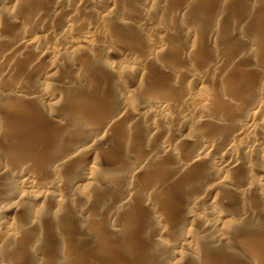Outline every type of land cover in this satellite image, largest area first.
I'll list each match as a JSON object with an SVG mask.
<instances>
[{"label": "rangeland", "instance_id": "obj_1", "mask_svg": "<svg viewBox=\"0 0 264 264\" xmlns=\"http://www.w3.org/2000/svg\"><path fill=\"white\" fill-rule=\"evenodd\" d=\"M0 86V264H264V0H0Z\"/></svg>", "mask_w": 264, "mask_h": 264}, {"label": "bare ground", "instance_id": "obj_2", "mask_svg": "<svg viewBox=\"0 0 264 264\" xmlns=\"http://www.w3.org/2000/svg\"><path fill=\"white\" fill-rule=\"evenodd\" d=\"M9 1H10V0H9ZM22 2H23V1H22ZM38 2H39V1H38ZM2 3H3V2H2ZM57 3H58V2H57ZM115 3H116V2H115ZM3 4H4V3H3ZM107 4H108V3H107ZM21 5H22V4H21ZM26 5H27V4H26ZM54 5H55V4H54ZM62 5H63V4H62ZM114 5H115V4H114ZM22 6H23V5H22ZM64 6H65V5H64ZM87 7H88V6H87ZM95 7H96V6H95ZM4 8H5V7H4ZM22 10H23V9H22ZM80 10H81V9H80ZM18 11H19V10H18ZM20 11H21V10H20ZM114 11H115V10H114ZM56 12H57V11H56ZM56 12H55V13H56ZM94 12H95V11H94ZM84 17H85V16H84ZM54 19H55V18H54ZM57 23H58V22H57ZM28 26H29V25H28ZM41 28H42V27H41ZM63 32H64V31H63ZM245 34H246V33H245ZM57 35H58V34H57ZM60 37H61V35H60ZM85 37H86V36H83V38H81V39L84 40ZM69 39H70V38H69ZM26 40H27V39H26ZM61 41H65V40H61ZM67 41H68V40H67ZM90 41H91V40H90ZM26 42H27V41H26ZM26 42H25V45H26V44H29L28 42H27V43H26ZM56 42H57V41H56ZM72 42H74V41H71V40H70L68 43H72ZM79 43H80V42H79ZM30 44H31V43H30ZM53 44H55V42H54ZM53 44H52V45H53ZM64 44H66V43L64 42ZM86 44H87V43H86ZM49 45H50V44H49ZM49 45H48V47H49L50 49H52ZM58 45H59V46H63V45H60V44H58ZM83 45H84V44H83ZM27 46H28V45H27ZM30 46H31V45H30ZM37 46H38V45H37ZM31 47H32V46H31ZM54 47H55V45L53 46V48H54ZM65 47H66V46H65ZM72 47H74V46H72ZM26 48H27V47H26ZM29 48H30V47H29ZM60 48H61V47H60ZM77 48H78V47H77ZM34 49H35V48H34ZM50 49H46V50H47L46 52H48L47 54H50L49 51H48V50H50ZM57 49H59V48H56V50H57ZM63 49H64V48H63ZM26 50H27V49H26ZM53 50H54V49H52V51H53ZM56 50H55V51H56ZM18 51H19V50H18ZM52 51H51V52H52ZM53 53H54V52H53ZM58 53H60V52H58ZM27 54H28V53H27ZM55 54H56V52H55ZM6 55H7V54H6ZM39 55H40V54H39ZM41 55H42V54H41ZM41 55H40V56H41ZM43 55H44V56H47V55H45V54H43ZM54 59H55V58H54ZM7 62H8V61H7ZM10 67H11V66H10ZM8 68H9V67H8ZM161 68H162V67H161ZM4 69H5V68H4ZM8 70H9V69H8ZM59 71H60V70H59ZM126 78H127V77H126ZM5 79H7V78H5ZM127 79H128V78H127ZM66 81H67V80H66ZM45 82H46V81H45ZM42 83H43V82H42ZM206 85H207V84H206ZM2 86H3V85H2ZM4 86H5V85H4ZM0 87H1V86H0ZM6 87H7V86H6ZM1 88H4V87H1ZM19 89H21V88H19ZM251 89H252V88H251ZM3 90L5 91V89H3ZM4 91H3V92H4ZM7 91H8V90H7ZM66 91H67V90H66ZM39 92H40V91H39ZM50 92H51V91H50ZM27 93H28V91H27ZM29 94H31V93H29ZM43 94H44V93H43ZM51 94H52V93H51ZM0 95H1V90H0ZM22 95H24V94H22ZM26 95H27V94H26ZM40 95H41V94H40ZM67 95H68V94H67ZM12 96H13V95H12ZM30 96H31V95H30ZM52 96H53V95H52ZM27 97H29V96H27ZM27 97H25V98L27 99ZM35 97H37V96H35ZM246 97H247V96H246ZM5 98H6V97H5ZM25 98H24V99H25ZM32 98H33V97H32ZM32 98H31V99H32ZM65 98H66V97H65ZM186 98H187V97H186ZM198 98H200V97L198 96ZM36 99H37V98H36ZM190 99H191V98H190ZM28 100H29V99H28ZM32 100H33V99H32ZM25 101H26V100H25ZM34 101H35V100H34ZM38 101H39V100H38ZM200 101H201V99H200ZM21 102H22V101H21ZM156 102H158V101H156ZM23 103H24V102H23ZM149 103H150V102H149ZM192 103H193V102H192ZM39 104H40V103H39ZM151 104H152V103H151ZM153 104H155V103H153ZM243 104H244V103H243ZM33 105H34V104H33ZM33 105H32V106H33ZM159 105H161V104H159ZM35 106H36V104H35ZM37 106H38V104H37ZM147 106H148V105H147ZM191 106H192V105H191ZM199 106H200V105H199ZM141 107H142V106H141ZM152 107H153V106H152ZM152 107H151V108H152ZM155 107H156V104H155ZM246 107H247V106H246ZM36 108H37V107H36ZM149 108H150V107H148V109H149ZM161 108H164V106H163V107L161 106ZM196 108H197V107H196ZM198 108H199V107H198ZM200 108H201V107H200ZM9 109H10V108H9ZM18 109H19V108H18ZM141 109H142V108H141ZM141 109H140V110H141ZM143 109H145V108H143ZM150 110H152V109H150ZM150 110H148V111H150ZM163 110H164V109H163ZM161 111H162V110H161ZM164 111H165V110H164ZM169 111H170V110H169ZM15 112H16V111H15ZM167 112H168V110H167L166 112H163V111H162V113H167ZM22 113H23V112H22ZM33 113H34V112H33ZM63 113H64V112H63ZM148 113H150V112H148ZM152 113H153V112H152ZM157 113H158V111H157ZM159 113H161V112L159 111ZM162 113L160 114V116L162 115ZM169 113H170V112H169ZM6 114H7V113H6ZM12 114L16 115L15 113H12ZM20 114H21V113H20ZM155 114H156V112H155ZM249 114H250V113H249ZM257 114H258V113H257ZM7 115H9V113H8ZM21 115H22V114H21ZM54 115H55V114H54ZM141 115H142V114H141ZM153 115H154V114H153ZM163 115H164V114H163ZM174 115H175V114H174ZM11 116H12V115H11ZM34 116H35V115H34ZM38 116H39V115H37L36 119L38 118ZM252 116H253V115H252ZM15 117H16V116H15ZM19 117H20V116H19ZM41 117H42V116H41ZM41 117L39 116V118H41ZM166 117H167V116H166ZM194 117H195V116H194ZM245 117H246V116H245ZM253 117H254V116H253ZM253 117H252V119H254ZM9 118H10V117H9ZM39 118H38V119H39ZM144 118H145V117H144ZM171 118H172V117H171ZM11 119H12V118H11ZM13 119H14V118H13ZM17 119H18V117H17ZM21 119H22V118H21ZM28 119H29V118H28ZM28 119H27V120H28ZM36 119H35V120H36ZM200 119H201V118H200ZM249 119H250V118H249ZM257 120H258V119H257ZM257 120H256V121H257ZM262 120H263V119H262ZM10 121H11V120H10ZM22 121H23V120H22ZM37 121H38V123L41 122V121L39 122V120H37ZM79 121H80V120H79ZM163 121H164V120L161 119V122H160V121H159V122L162 123ZM200 121H202V120H200ZM203 121L206 122V121L204 120V118H203ZM203 121H202V122H203ZM259 121H260V123L262 122L261 125L258 124V125H260V133H261V135L263 134L262 139L259 138V140L256 141V138H255V139H252L251 142L254 143L253 145H255V144H256V145H259V146L261 145V147L263 148V146H264V121H261V120H259ZM17 122H18V120H17ZM25 122H26V121H25ZM35 122H36V121H35ZM159 122L157 123L158 125L160 124ZM164 122H165V121H164ZM164 122H163V124H164ZM204 122H203V123H204ZM234 122H235V121H234ZM251 122H252V120H251ZM253 122H255V121H253ZM257 122H258V121H257ZM257 122H256V123H257ZM18 123H20V122H18ZM38 123H37V124H38ZM43 123H45V122H43ZM15 124H16V123H15ZM23 124H24V122H23ZM23 124L20 123L19 125H15V126H14V125H13V126H10V124H9V126H5V128L3 129V133H0V152H1V151H4V150L6 149V147H7V145H8V144H6V143L9 142L10 140L13 142L12 144H15V146H16V148H15L14 151L17 150L18 153H19L18 150H21V149H25V150H23L22 152H24V151H29V149H30V148L32 147V145L34 144V141H35L34 139H36V138H34V137H36L37 135H36V132H35V134L31 133V134H33L32 136L29 135V137H32V138H31L32 140L29 138V139L31 140V142H30V140L26 139V138H25L26 134L24 135V134H23V131H22V130L24 129V128H23L24 126H22ZM40 124H41V123H40ZM245 124H246V123H245ZM245 124H244V128H246V126H247V125L245 126ZM25 125H26V124H25ZM38 125H39V124H38ZM44 125H47V124H44ZM258 125H257V126H258ZM39 126H40V125H39ZM48 126H49V125H48ZM159 126H160V125H159ZM159 126H158V127H159ZM161 126H162V125H161ZM161 126H160V127H161ZM163 126L165 127V125H163ZM183 126H184V125H183ZM242 126H243V125H242ZM242 126L240 125L241 128H243ZM31 127H32V126H30V128H31ZM43 127H44V126H43ZM43 127H42V128H43ZM160 127H159V128H160ZM209 127H210V126H209ZM247 127H248V126H247ZM28 128H29V126H28ZM35 128H36V127H35ZM42 128H41V129H42ZM169 128H170V127H169ZM244 128H243V129H244ZM50 129H51V128H50ZM171 129L173 130V128H171ZM178 129H179V128L177 127L176 130H178ZM236 129H237V128H236ZM29 130H30V131H33V130H35V129H34V127H33V130H32V128L29 129ZM29 130H27V131H29ZM43 130H44V129H43ZM45 130H46V129H45ZM47 130H48V129H47ZM163 130H164V128H163ZM176 130H175V131H176ZM237 130H240V129H237ZM151 131H152V130H151ZM161 131H162V129H161ZM170 131H171V130H170ZM235 131H236V130H235ZM244 131H245V129H244ZM244 131H243V132H244ZM249 131H250V133H253V132H251L250 128H249ZM24 132H26V131H24ZM48 132H49V131H48ZM48 132H47V134H48ZM154 132H155V131H154ZM154 132L152 133V135L154 134ZM177 132H178V131H177ZM177 132H176V133H177ZM243 132H242V133H243ZM27 133H28V132H27ZM42 133H43V132L41 131V134H42ZM49 133H50V132H49ZM160 133H161V132H160ZM162 133H163V132H162ZM162 133H161V134H162ZM165 133H166V132H165ZM250 133H249V134L247 133V134L249 135V138H248V139H250V137H252V138L257 137V136H254V137H253V136H252L253 134L251 135ZM50 134H52V133H50ZM156 134H157V133H156ZM156 134H155V135H156ZM158 134H159V133H158ZM174 134H175V132L173 133V135H174ZM233 134L235 135V132H233ZM238 134H240L239 131H238ZM34 135H35V136H34ZM42 135H43V134H42ZM42 135H41V136H42ZM45 135H46V134H45ZM45 135H44V136H45ZM155 135H153L154 138H155ZM234 135H232V133H231V136H232V137H234ZM236 135H237V132H236ZM250 135H251V136H250ZM33 136H34V137H33ZM46 136H47V135H46ZM48 136H49V135H48ZM176 136H177V135L175 134V137H176ZM241 136H242V135H241ZM243 136H245V135L243 134ZM258 136H259V135H258ZM27 137H28V136H27ZM162 137H163V136H162ZM183 137H184V136H183ZM236 137H237V136H236ZM236 137H234V138L237 140ZM245 137H246V136H245ZM24 138H25V140L28 141V143H26L27 141H25ZM47 138H48V137H47ZM50 138H51V137H50ZM156 138H157V137H156ZM224 138H225V137H224ZM243 138H244V137H243ZM171 139H172V137H171ZM173 139H174V138H173ZM44 140H45V139H44ZM48 140H49V139H48ZM52 140H53V138H52ZM158 140H159V139H158ZM236 140H234V141L236 142ZM238 140H240V139H238ZM238 140H237V141H238ZM254 140H255L256 143L254 142ZM53 141H54V140H53ZM225 141H226V143H227V142H228V139L225 140ZM229 141H230V140H229ZM242 141H243V140H242ZM245 141H246V140H245ZM29 142H30V143H29ZM36 142H37V141H36ZM49 142H50V140H49ZM235 142H233V141L231 142V141H230V144H231V143H235ZM238 142H239V141H238ZM243 142H244V141H243ZM247 142H248V141H247ZM249 143H250V142H249ZM12 144H11V145H12ZM49 144H50V143H49ZM166 144H167V143H166ZM168 144H169V143H168ZM205 144H206V143H205ZM239 144L241 145V143H239ZM242 144H243V143H242ZM40 145H41V144H40ZM157 145H158V144H157ZM164 145H165V144H164ZM194 145H195V144H194ZM194 145H193V146H194ZM232 145H234V144H231L230 146H232ZM246 145H247V143H246ZM246 145H245V146H246ZM253 145H250V146L253 147ZM9 146H10V145H8V148H9ZM42 146H43V144H42ZM46 146H47V144H46ZM52 146H54V145H52ZM195 146H196V145H195ZM200 146L202 147V145H200ZM204 146H205V145H204ZM230 146H229V148H228V145H227V146H224V147L228 148L227 150H230ZM234 146H235V145H234ZM238 146H239V145H238ZM40 147H41V146H40ZM147 147H148V146H147ZM147 147H146V148H147ZM206 147H207V146H205V148H206ZM232 147H233V146H232ZM235 147H236V146H235ZM239 147H240V146H239ZM239 147H238V148H239ZM242 147H243V145H242ZM54 148H55V146H54ZM153 148H154V147H153ZM156 148L159 149V147H156ZM203 148H204V147H203ZM205 148H204V149H205ZM216 148H217V147H216ZM236 148H237V147H236ZM254 148H255V147H254ZM254 148H252V150H253ZM11 149H12V148H11ZM52 149H53V148H52ZM151 149H152V146H151ZM204 149H203V150H204ZM218 149H219V148H218ZM231 149L233 150V148H231ZM243 149H244V148H243ZM247 149H248V148H247ZM12 150H13V149H12ZM39 150H40V149H39ZM42 150H43V149H42ZM147 150H148V148H147ZM227 150H223V152L225 151V153H226ZM235 150H236V149H235ZM245 150H246V148H245ZM254 150H255V149H254ZM259 150H260V149H259ZM261 150H262V149H261ZM206 151H207V150H206ZM214 151H215V153L217 152V150H214ZM237 151H238V150H237ZM239 151H241V150H239ZM239 151H238V152H239ZM256 151H258V149H257ZM46 152H47V151H46ZM46 152H45V153H46ZM170 152H171V151H170ZM173 152H174V151H173ZM232 152H234V154H235V151H234V150H233ZM241 152H242V151H241ZM241 152H240V154H241ZM249 152H250V151H249ZM251 152H252V151H251ZM251 152H250V153H251ZM254 152H255V151H254ZM263 152H264V151H263ZM167 153H168V152H167ZM185 153H186V152H185ZM212 153L215 154V153L212 151V152L210 153V155H211ZM228 153H229V155H230L231 152L228 151ZM243 153H244V151L242 152V154H243ZM252 153H253V152H252ZM2 154H3V153H2ZM4 154H7V153L4 152ZM4 154H3V155H4ZM25 154H26V153H25ZM48 154H49V152L47 153V155H48ZM216 154H217V153H216ZM218 154H219V151H218ZM218 154H217V155H218ZM221 154H222V153L220 152V156H221ZM234 154L231 155V156H235ZM240 154H239V155H240ZM248 154H249V153H248ZM0 155H1V154H0ZM27 155H28V154H27ZM188 155H189V154H188ZM217 155H213V156L216 157ZM222 155H223V154H222ZM229 155H227V156L229 157ZM251 155H252V154H251ZM28 156H29V155H28ZM30 156H31V154H30ZM43 156H44V155H43ZM218 156H219V155H218ZM227 156H226V157H227ZM237 156H238V155H237ZM241 156H242V155H241ZM245 156H246V155H244V157H245ZM261 156H262V155H261ZM210 157H212V156H210ZM247 157H248V155H247ZM252 157H253V156H251V158H252ZM259 157H260V156H259ZM6 158H7V157H6ZM22 158H23V157H22ZM175 158H176V157H175ZM208 158H209V157H208ZM212 158H214V157H212ZM216 158H217V164L220 165V166H217V167H221V168H223V169H224V168H225V169H226V168L229 169V168H230L229 166H231L232 164H233V165L235 164V160H236V163L239 162V161H237V160H239V159H235V157H233L235 160H234L233 158L230 159V160L227 158L228 160H226V159H224V155H223V159H222V158H219V157H216ZM216 158H215V159H216ZM251 158H250V159H251ZM0 159H1V158H0ZM9 159H10V158H9ZM26 159H27V158H26ZM54 159H55V158H54ZM190 159H193V158H191V156H190ZM242 159H243V157H242ZM23 160H25V159H23ZM28 160H29V159H28ZM43 160H44V159H43ZM75 160H77V159H75ZM188 160H189V159H188ZM31 161H32V160H31ZM41 161H42V159H41ZM41 161H40V162H41ZM48 161H49V160H48ZM191 161H192V160H191ZM213 161H214V159H213ZM241 161H242V160H241ZM241 161H240V162H241ZM244 161H245V159H244ZM18 162H19V161H18ZM25 162H27V161L25 160ZM178 162H179V161H178ZM196 162H197V161H196ZM199 162H200V160H199ZM206 162H207V161H206ZM206 162H205V163H206ZM211 162H212V161H211ZM256 162H257V161H256ZM190 163H191V162H190ZM201 163H202V162H201ZM205 163H204V164H205ZM244 163H245V162H244ZM0 164H2V163H0ZM12 164H13V163H12ZM22 164H23V163H22ZM213 164H214V163H213ZM239 164H240V163H239ZM239 164H238V165H239ZM10 165H11V164H10ZM14 165H15V164H14ZM40 165H41V164H40ZM215 165H216V164H215ZM251 165H252V164H251ZM12 166H13V165H12ZM27 166H28V165H26V166L23 165V167H22L21 170L23 171V168H24V167H27ZM245 166H246V165H245ZM255 166H256V165H255ZM259 166H260V165H259ZM0 167H1V165H0ZM3 167H4V166H3ZM6 167H7V166H6ZM8 167H9V166H8ZM28 167H29V166H28ZM28 167H27V169H28ZM50 167H51V166H50ZM208 167H209V166H208ZM9 168H10V167H9ZM18 168H19V167H18ZM233 168H235V167H233ZM233 168H231V169H233ZM236 168H237V165H236ZM1 169H2V168H0V171H1ZM7 169H8V168H7ZM27 169L24 168V170H27ZM137 169L139 170V168H136V169H134V171H135V170L137 171ZM214 169H215V168H214ZM214 169H213V170H214ZM217 169H218V168H217ZM219 169H220V168H219ZM258 169H260V168H257V170H258ZM3 170H5V168H3ZM3 170H2V171H3ZM28 170H30V169H28ZM28 170H27L26 172L23 171L24 174L26 175V177L24 178V177H23L24 174H23V175H21V176L19 177V178H21V177H23V178H21V180L18 181L19 184H20V186L22 187V189H27L28 193H27V192H26V194L24 193L27 197H29V198H30V196H33V197H34V194H35V189H34V188H36V190H37L39 187H41V186H44L43 188H45V190H46V188H51V189H53V190L57 188V187H56V183H57V182H53V183H51V182H52V181H51L49 184H46L47 182L44 183L43 180H42L41 183H40L39 180H38V178H37V177H38L37 175L39 174L40 171H38V174L35 172V174H36V175H35L33 172H30V171L28 172ZM67 170H68V169H67ZM67 170H66V171H67ZM210 170H211V169H210ZM252 170H253V169H252ZM260 170H262V169H260ZM260 170H259V171H260ZM7 171H8V170H7ZM19 171H20V169H19ZM31 171H32V170H31ZM226 171H227V170H226ZM228 171H229V170H228ZM52 172H53V170H52ZM68 172H69V171H68ZM137 172H138V171H137ZM222 172H223V171H222ZM233 172H234V171H233ZM263 172H264V171H263ZM263 172H262V173H263ZM0 173H1V172H0ZM3 173H4L5 177H6L5 172H3ZM17 173H18V172H17ZM17 173H16V174H17ZM42 173H43V172H42ZM215 173H216V172H214V174H215ZM223 173H224V172H223ZM16 174H15V175H16ZM18 174L20 175V172H19ZM45 174H46V173H45ZM224 174H227V173H224ZM228 174H229V173H228ZM240 174H241V173H240ZM0 175L2 176V174H0ZM47 175H48V174H47ZM220 175H223V174H220ZM1 176H0V177H1ZM13 176H14V175H13ZM17 176H18V175H17ZM34 176H37V177H34ZM52 176H53V175H52ZM60 176H61V175H60ZM140 176H141V175H140ZM218 176H219V175H218ZM234 176H235V175H234ZM47 177H48V176H47ZM222 177H224V176H222ZM260 177H263V180H264V176H260ZM14 178H15V176H14ZM16 178L19 179L18 177H16ZM219 178H221V177H219ZM234 178H235V177H234ZM3 179H5V178H3ZM46 179H48V178H46ZM53 179H54V178H53ZM53 179H52V180H53ZM221 179L223 180V178H221ZM221 179H220V181H221ZM234 180H236V179H234ZM263 180H262V181H263ZM45 181H46V180H45ZM75 181H76V180H75ZM134 181H135V180H134ZM220 181H219V182H220ZM224 181H225V178H224ZM1 182H2V181H1ZM42 182H43V183H42ZM60 182H61V181H60ZM215 182H216V181H215ZM222 182H223V181H222ZM216 183H217V182H216ZM216 183H215V184H216ZM263 183H264V181H263ZM19 184H18V185H19ZM259 184H261V183H259ZM261 185H262V184H261ZM263 185H264V184H263ZM263 185H262V186H263ZM58 186H59V185H58ZM214 186H215V185H214ZM218 186H219V185H218ZM260 187H261V186H260ZM13 188H14V187H13ZM41 188H42V187H41ZM43 188H42V189H43ZM18 189H19V188H18ZM59 189H61V187H60ZM221 189H222V188H221ZM240 189H241V188H240ZM263 189H264V187H263ZM6 190H7V189H6ZM6 190H5V191H6ZM39 190H40V188H39ZM43 190H44V189H43ZM43 190H41V191H43ZM53 190H52V191H53ZM217 190H218V189H217ZM16 191H17V190H16ZM21 191H22V190H21ZM24 191H25V190H24ZM41 191H40V193H42ZM47 191H50V190L48 189ZM47 191H45V192H47ZM58 191H59V190H58ZM33 192H34V193H33ZM37 192H38V191H37ZM50 192H51V191H50ZM50 192H49V193H50ZM53 192H54V191H53ZM55 192H56V190H55ZM55 192H54V193H55ZM208 192H209V191H208ZM222 192H223V191H222ZM5 193H6V192H5ZM8 193H9V192H7L6 194H8ZM31 193H33V194H31ZM38 193H39V192H38ZM40 193H39V194H40ZM54 193H53V194H54ZM59 193H60V191H59ZM216 193H217V192H216ZM229 193H231V192H229ZM11 194H12V193H11ZM18 194H19V193H18ZM39 194H38V195H39ZM53 194H52V195H53ZM55 194H56V193H55ZM55 194H54V195H55ZM61 194H62V193H61ZM207 194H208V193H207ZM243 194H244V193H243ZM259 194H260V193H259ZM29 195H30V196H29ZM36 195H37V194H36ZM38 195H37V196H38ZM49 195H50V194H49ZM54 195H53V196H54ZM218 195H219V194H218ZM8 196H9V195H8ZM10 196H11V195H10ZM37 196H36V197H37ZM39 196H40V195H39ZM42 196H43V195H42ZM44 196H45V195H44ZM46 196H47V197H50V196H48V195H46ZM62 196H63V195H62ZM121 196H122V195H121ZM220 196H221V195H220ZM223 196H224V195H223ZM248 196H249V195H248ZM259 196H261V195H259ZM55 197H56V196H55ZM123 197H124V196H123ZM229 197H230V196H229ZM252 197H253V196H252ZM51 198H52V196H51ZM121 198H122V197H121ZM222 198H223V197H222ZM246 198H247V197H246ZM34 199H35V197H34ZM34 199H33V200H34ZM52 199H53V198H52ZM35 200H36V199H35ZM124 200H125V198H124ZM124 200H123V201H124ZM52 201H53V200H52ZM57 201H58V200H57ZM123 201H122V202H123ZM206 201H207V199H206ZM206 201H204V202H206ZM212 201H213V200H212ZM119 202H120V201H119ZM126 202H128V201H126ZM197 202H198V201H197ZM216 202H217V201H216ZM207 203H208V202H207ZM213 204H214V203H213ZM205 205H206V203H205ZM213 206H214V205H213ZM200 207H201V206H200ZM205 207H206V206H205ZM212 208H213V207H212ZM214 209H215V208H214ZM216 210H217V209H216ZM207 211H208V210H207ZM207 211H206V212H207ZM238 211H239V210H238ZM212 212H214V210H213ZM226 212H227V211H226ZM216 213H217V212H216ZM194 214H195V213H194ZM0 215H1V213H0ZM202 216H203V215H202ZM0 218H2V217H0ZM5 218H6V217H4V219H5ZM8 219H9V218H8ZM2 220H3V218H2ZM11 221H12V220H11ZM211 221H212V220H211ZM211 221H210V222H211ZM1 222L3 223V226L5 225V228H6V225H7L6 223H7V222H6V221H1ZM12 222H13V221H12ZM207 223H208V222H207ZM14 225H15V224H14ZM214 225H215V224H214ZM10 226H11V225H10ZM209 226H210V225H209ZM216 226H217V225H216ZM0 227H1V225H0ZM14 227H15V226H14ZM197 229H198V228H197ZM0 230H1V228H0ZM6 230H7V229H6ZM6 230H5V231H6ZM11 230H12V229H11ZM3 231H4V230H3ZM7 231H8V230H7ZM258 232H259V231H258ZM0 233H1V232H0ZM4 233H5V232H3V234H4ZM10 234H11V233H10ZM222 234H223V233H222ZM262 234H263V233H262ZM107 235H108V234H107ZM2 236H3V235H2ZM4 236H5V235H4ZM6 236H7V235H6ZM21 238H22V237H21ZM256 238H257V237H256ZM37 239H38V238H37ZM22 241H23V240H22ZM262 241H264V240H262ZM187 245H188V244H187ZM211 245H212V244H211ZM212 246H213V245H212ZM260 247H261V246H260ZM262 247H264L263 244H262ZM263 249H264V248H263ZM163 250H164V249H163ZM45 251H46V249H45ZM175 252H176V251H175ZM198 252H199V251H198ZM177 254H178V253H177ZM167 255H168V254H167ZM173 255H174V254H173ZM175 255H176V254H175ZM113 257H114V256H113ZM170 257H171V256H170ZM174 257H175V256H174ZM171 258H172V257H171ZM144 259H145V258H144ZM90 260H91V259H90ZM142 260H143V259H142ZM177 260H178V259H177ZM88 263H89V262H88ZM91 263H92V262H91ZM91 263H90V264H91ZM95 263H96V262H95ZM172 263H173V262H172Z\"/></svg>", "mask_w": 264, "mask_h": 264}]
</instances>
